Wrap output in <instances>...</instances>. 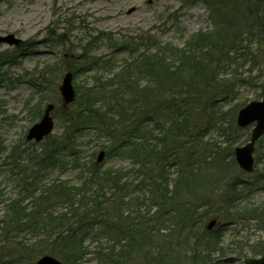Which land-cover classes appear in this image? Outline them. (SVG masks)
Here are the masks:
<instances>
[{
	"label": "rangeland",
	"instance_id": "374dc122",
	"mask_svg": "<svg viewBox=\"0 0 264 264\" xmlns=\"http://www.w3.org/2000/svg\"><path fill=\"white\" fill-rule=\"evenodd\" d=\"M224 17L228 20L222 22ZM199 32L223 33L227 39L207 41V44L198 40L192 45V53L203 49L196 59L202 60L209 73H214L216 81L211 88L206 87L211 89L204 95L207 102L202 103V112L192 116L191 123L195 126L191 125L182 137V145L168 144L175 150L181 147L180 158L172 160L166 156L160 162L162 152L173 151H168L169 147L164 149L158 142L153 163L147 170L154 177L150 185L148 174L143 176L142 184L141 174L138 177L126 174L133 165L128 154L105 155L96 172L110 171L117 178L106 195L108 200L102 198L105 203L99 207L107 212L112 233L102 240L97 234H90L84 242L86 250L81 264H105L104 255L114 257L123 248L122 244L126 245L118 229H125L126 234L131 229L133 237H138L136 246L124 253L127 264H159L154 257L162 251L169 253L171 245H174L173 253L165 257L164 264H204L200 253V259L195 262L187 257L185 241L192 242L194 231H199L195 243L200 245L202 233L212 218L219 220L214 230L222 234L221 247L225 252L216 256L239 258L218 264H248L247 260L263 256L264 134L256 142L252 173L240 168L235 148L249 141L254 126L237 124L240 109L264 95V0H0V34L14 33L24 43L22 48L0 46V218L8 208L7 203L19 195L25 177L38 174L48 182L68 181L81 187L99 152L108 151L101 147L102 137L90 126L75 133L71 144L66 142L62 161L48 164L49 161L42 160L45 149L64 140L66 114L77 110L73 103L64 106L59 90L69 65L76 67L88 59L102 58L112 60L117 71L124 61L142 53L146 45L154 52L156 45H148L150 42L183 48ZM132 40L136 44H130ZM205 45L210 48L204 49ZM96 71L97 67L92 66L73 74L77 94L95 83ZM48 103L55 105V127L50 138L42 142L28 140V130L40 120ZM158 124L154 120L145 124L143 130L156 129L153 135L161 139ZM63 160L68 164L62 163ZM76 160L87 165L86 174L83 168L73 166ZM187 165L193 173L200 168L205 170L200 173V182L189 184L190 188L184 187L171 199L179 171ZM121 173H124L122 178ZM203 176L214 177V182L207 184ZM118 184L120 188L115 186ZM229 187L233 194H227ZM154 195L153 201L169 202L164 206L165 214L162 203L151 200ZM231 195L236 197L234 204ZM100 196L94 194L91 199ZM195 206H198L197 214H194ZM227 207H235L236 211ZM180 208L187 211L191 208L192 217L187 225L173 227L178 213L182 212ZM226 208L224 214H215ZM54 210L60 213L67 209L65 204H59ZM91 216L94 218L95 212ZM78 218L75 225L80 229L96 231L106 227L97 226L96 222L87 226L86 217ZM20 239L4 236L0 230V264L30 263L35 254L25 241L19 244ZM171 241L173 244H169ZM158 249L161 251L157 252ZM55 251L50 255L67 264L62 257L64 251Z\"/></svg>",
	"mask_w": 264,
	"mask_h": 264
},
{
	"label": "trees",
	"instance_id": "16d2710c",
	"mask_svg": "<svg viewBox=\"0 0 264 264\" xmlns=\"http://www.w3.org/2000/svg\"><path fill=\"white\" fill-rule=\"evenodd\" d=\"M226 20L228 18H222V22ZM223 39H227V35H223V33L209 35L208 32H199L192 35L183 48L170 43L162 44L153 41L148 45H156L154 52H151V48L146 45L142 53L124 61V64L117 71L113 69L115 66L113 67L112 60L102 58H95L93 61L88 59L83 62L84 64L76 65V67L69 65L68 71H72L73 74H78L80 70L91 69L92 66L97 67L95 83L87 87L86 90L78 91L76 101L73 103L77 110L66 114L67 134L64 140L54 142L45 149L46 154L43 155L42 160L49 161L48 164L62 161L65 155L61 153L63 147H66V142H69L78 131L92 126L96 135L102 137L103 145L101 147L108 150L107 154L112 152L125 153L130 158L132 157V168L126 171V174L136 177L141 174V184L143 176L148 174L151 185L154 177L151 178V174L147 170L148 165L153 163V156L155 157L158 150V142L164 145V149L169 147L168 144L175 145V142L182 145V137L187 135V130L195 126L194 123L193 125L191 123L192 116L199 111L202 112V103L206 104L207 102L204 101V95L208 94L211 89L206 87L209 85L208 87L211 88L212 82L216 81L215 76H212L214 73H209L208 67L202 66V60L196 59L203 49L200 52L195 50V53H192V45L198 40H205L207 44V41L213 42L214 40L216 43ZM122 43L121 46L126 41ZM130 44L136 43L132 40ZM203 48L209 49L210 47L205 45ZM10 57L14 60L16 58L13 55ZM154 120L161 124H158L163 135L161 139L153 135L156 129L149 132L143 130L145 124ZM152 141L157 143L154 144ZM180 148L175 150V147H169L168 151L173 152L164 154L162 152L160 162L162 159H166V156L172 160L180 158L178 153ZM73 152L77 151L73 150ZM67 162L63 160L62 163L68 164ZM185 164H187L186 161ZM74 165L83 168L84 174L87 173V165H80L77 160L75 163L73 161ZM49 166L51 165H47V167ZM97 166L96 163L91 166L92 171H89V176L84 177L85 182L81 187L70 185L68 181L53 180L48 182L41 179L38 174L23 179L19 195L7 203L8 208L0 218V230L4 236L21 237L19 244L25 241L30 251L33 250L35 256L29 264L35 258L44 254L55 253V250L58 249L64 251L62 257L67 264H81V258H83L84 250H86L84 242L89 235L97 234V238L102 240L112 233L110 230L112 226L106 217L107 212L101 211L99 205L105 203L102 198L108 200L106 195L110 192L109 189L117 177H113L110 171L96 172ZM202 171L205 170L200 168L196 173H193L188 165L184 170L179 171V176L175 182L173 181L174 195L171 199L184 187L190 188L189 184L200 182ZM123 174L121 173V178ZM213 179L215 178L203 176L202 180H207V184H211L214 182ZM94 186L98 187L95 191H93L94 189L91 190ZM115 186L120 188L119 184ZM130 186H134V184ZM229 188L230 191L227 194L231 192L233 194L232 188ZM94 194L101 196L91 199ZM87 195H89L88 198H86ZM155 196L152 197V201L156 199ZM231 198L234 204L233 199L236 197L231 195ZM159 202L162 203L163 213L164 206H168L169 202L166 200ZM159 202L156 203L159 204ZM59 204H65L67 210L56 213L54 207ZM227 208L230 211H236L235 207ZM227 208L223 211H216L215 214L221 213L222 215ZM190 209L187 211L185 208H180L182 212L178 213L173 227L187 225L188 218L190 220L192 217L191 214L189 216ZM194 209V214H197L198 206H195ZM94 212L96 216L92 218L91 215ZM78 216L86 217L87 226L96 222L97 226L105 224L106 227L105 229H95L96 231L94 229H80L75 225L79 222ZM167 221L171 222L170 219ZM141 224L142 222L138 225ZM14 226L18 227L14 228ZM125 232V229H118L117 233H121L122 240L126 241V245L122 244L123 248L114 257L108 254L104 255L105 264H127L128 259L124 253L131 251L136 246L138 237L137 239L133 237L134 233L131 232V229L127 230L129 233L126 234ZM198 233L199 231H194L195 238L192 242L185 241L188 246L185 253H189L187 257L195 262L198 258L200 259L199 256L202 254L201 259H203L204 264L223 258L216 256L225 253L221 247L222 234L214 229L211 231L206 229L200 238L202 242L196 246ZM169 244H173V241ZM171 247L174 249V245ZM172 249L169 253L165 254L162 251L160 255L155 256V263L164 264L165 257H169L173 253ZM160 251L161 249H158L157 252ZM115 258H118L119 261Z\"/></svg>",
	"mask_w": 264,
	"mask_h": 264
},
{
	"label": "water",
	"instance_id": "95a60500",
	"mask_svg": "<svg viewBox=\"0 0 264 264\" xmlns=\"http://www.w3.org/2000/svg\"><path fill=\"white\" fill-rule=\"evenodd\" d=\"M22 43V39L17 37L14 33L1 35L0 34V45H10L19 46ZM60 92L65 105H69L76 98V91L73 85V74L72 72H67L60 85ZM54 104L50 103L46 106L45 112L41 117L40 121L36 122L31 126L28 131L27 139L35 140L37 142L43 140L48 136L54 129V119L52 117V112L54 110ZM255 123L253 127L250 140L247 144L243 146H237L235 148L236 161L239 166L247 171L253 172L255 170V143L264 133V96L262 100H254L249 102L245 107L240 109L237 115V124L240 127H246L249 124ZM105 156V151H101L98 155L97 163L103 161ZM217 224V219L214 218L209 221L206 227L210 230ZM236 257L231 256L222 259L223 262H234ZM253 264H264V256L255 258L250 261ZM35 264H65L56 257L52 255H43L40 257ZM211 264V263H210Z\"/></svg>",
	"mask_w": 264,
	"mask_h": 264
}]
</instances>
